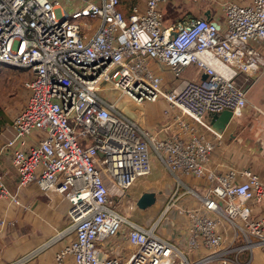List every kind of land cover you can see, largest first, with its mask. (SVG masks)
I'll return each mask as SVG.
<instances>
[{"label":"built area","instance_id":"built-area-1","mask_svg":"<svg viewBox=\"0 0 264 264\" xmlns=\"http://www.w3.org/2000/svg\"><path fill=\"white\" fill-rule=\"evenodd\" d=\"M168 1L143 0L126 15L120 0H0V67L31 73L12 136L0 131V151L17 172L11 189L0 171V201L33 210L20 196L31 184L68 201L57 238H72L56 251L59 264L69 256L73 264H205L264 252V214L254 215V205L264 203V179L249 167L211 165L223 137L211 112L240 117L264 70V0L218 2L220 16L166 25ZM82 16L93 21L80 22ZM192 64L198 77L180 79ZM113 89L136 104L162 99L168 121L143 127L106 97ZM152 153L177 182L157 217L143 223L121 203L152 172ZM189 178L202 180L203 191ZM183 194L198 200L179 208L189 222L188 250L206 252L193 262L157 233ZM7 215H0V236L16 223ZM125 224L132 249L125 258L106 254L102 242ZM239 237L246 242L237 245ZM52 241L5 264H25Z\"/></svg>","mask_w":264,"mask_h":264},{"label":"crops","instance_id":"crops-1","mask_svg":"<svg viewBox=\"0 0 264 264\" xmlns=\"http://www.w3.org/2000/svg\"><path fill=\"white\" fill-rule=\"evenodd\" d=\"M192 1L195 2L197 0ZM216 1L218 3L226 0ZM211 5L212 3L210 1V6ZM207 9L209 8L205 7L200 9L199 15L205 14ZM210 12L212 13L211 10ZM215 14L220 16V9H217ZM263 72L264 70L253 83L260 78ZM253 83L248 90L251 89ZM247 100L253 107H259L251 98L247 97ZM128 101L131 100L128 99ZM156 104H159L160 109H164L165 107V103L162 100L156 101ZM141 105L142 104H140V106ZM262 112H264V110ZM232 121L223 133V137L225 136V143H220V146L217 147L213 154L211 165L219 171L225 170L228 166L249 167L264 179V120L260 121L259 125L248 128L251 132L246 137L243 136L242 139L240 136L241 133L238 134L239 130L232 132V128H230ZM4 126H8L3 132V138L6 139L12 136L13 131L10 124H4ZM245 128L247 127H244L242 131H244ZM1 144L2 142L0 141V147ZM10 165L14 168L15 180H17L16 169L10 161L8 154L0 151V171L5 172L6 170L8 172L10 170ZM192 181L199 191H203L204 184L202 180L192 179ZM20 196L23 201L29 203L33 207V210L22 211L21 209H16L18 210L15 215L16 223L8 226L4 235L0 237V264L11 262L20 256L28 254L42 242L51 238L53 239L52 243L46 248L41 249L36 256L25 264H59L55 260V253L60 247L67 243L68 240H60L57 238V235L58 232L67 225L66 213L69 206L68 201L58 194H44L40 192L36 184H31L22 189ZM164 201H166L165 196L162 197L158 203L155 202L153 205L144 209L149 215L155 213L153 217L151 216V219L161 211ZM197 204L198 200L195 196L183 194L176 206L168 211L162 219L157 229V233L160 236L175 243L192 262L201 258L206 252L188 250L189 222L187 216L181 213L179 208L182 205L196 206ZM3 207L4 202L0 201V211ZM6 207L8 208V206ZM4 213L8 214V211H4ZM263 214L264 203L254 205V215L261 216ZM226 244H229V242H226ZM101 245L106 254L122 258H125L132 249L126 237V231L106 239ZM63 264H73L72 257L69 256ZM205 264H264V252L260 248H254L252 251L244 250L238 254V258H230L227 262L216 260Z\"/></svg>","mask_w":264,"mask_h":264},{"label":"rangeland","instance_id":"rangeland-1","mask_svg":"<svg viewBox=\"0 0 264 264\" xmlns=\"http://www.w3.org/2000/svg\"><path fill=\"white\" fill-rule=\"evenodd\" d=\"M210 1L212 3L211 6ZM121 2L122 3L120 8L127 15L130 4L140 3L142 2V0H121ZM64 3L67 2L63 1L62 4ZM205 7H208L213 14L216 13L217 9H220L219 3H217L216 0H197L195 2L192 0H170L165 5L164 22L166 25H170L171 23L188 19L191 16H197L199 15V10ZM79 19L80 22L83 20L93 21L91 18L85 16H82ZM199 73V68L195 64H192L182 72L180 79L198 77ZM30 76V71L23 67H16L12 65H2L0 67L1 123H4L6 125L11 124L13 116L25 103L28 96V91L24 86V82ZM104 93L106 97L111 101L118 99L117 102L119 101V107L131 116L135 117L145 128L155 129L162 126L163 123L168 121V118L163 112L164 109H160L159 104H156V101L145 102L140 106V104L128 101L127 96H121L119 90L113 89L104 91ZM247 97L255 101L260 108L258 107L257 109L253 107L247 100V103L243 108L242 115L238 118L233 119L234 121H232L230 128H232V132L239 130L238 134L241 133V139L243 138V136L246 137L251 132V130L248 128L259 125L260 121L264 120V112H262L264 110V72L262 73L260 78L255 83H253L251 89L248 90ZM159 100H157V102ZM8 126H3L4 128L0 127V131ZM244 127L247 128L242 131ZM224 140L225 136L222 137L221 143H223ZM153 156L154 153L151 154L153 172L150 175L138 178L135 181L133 187L129 190L128 195L123 198V201L121 203V209H123L125 214H127L130 218H135L143 223H149V221L153 219H151V216L153 217L155 213L149 215L144 209H140L137 206L136 198L140 194V192L146 190L155 191L158 195L156 201L158 203V201H160V199L164 196L166 200L168 199L171 192L176 187L177 182L175 176L170 171H168V169L160 162L159 159H153ZM8 157L10 158V155H8ZM3 174L5 176V181L7 180L9 187L11 189H15L17 183L15 180L14 168L10 165V170L8 172L5 170ZM189 181H191V185H194L192 178H189ZM182 189L183 188L179 189V193L182 192ZM165 203L166 201L163 202V206L165 205ZM16 209L18 208L12 206L7 208L6 204L4 203V207L3 209H1L0 215H2L4 211H8L7 216L9 218H15V215L18 211ZM157 215L154 216V218L157 217ZM127 228L128 225L125 224L120 232L126 231ZM71 238L72 236H69V238H66V240H70ZM244 242H246V240H244L242 237H239L237 245L243 244Z\"/></svg>","mask_w":264,"mask_h":264},{"label":"water","instance_id":"water-1","mask_svg":"<svg viewBox=\"0 0 264 264\" xmlns=\"http://www.w3.org/2000/svg\"><path fill=\"white\" fill-rule=\"evenodd\" d=\"M205 15L210 17V10L205 11ZM206 74L202 75V79L206 78ZM233 113L230 109H224L223 111L211 112V124L213 128L219 133H224L227 126L232 121ZM157 200V194L155 191L146 190L142 191L136 198V204L139 208L146 209L149 206L153 205Z\"/></svg>","mask_w":264,"mask_h":264},{"label":"trees","instance_id":"trees-1","mask_svg":"<svg viewBox=\"0 0 264 264\" xmlns=\"http://www.w3.org/2000/svg\"><path fill=\"white\" fill-rule=\"evenodd\" d=\"M120 2H121V0H120ZM122 3V2H121ZM134 4H136V3H133V4H130V7L132 6V5H134ZM130 7L128 8L129 10H130ZM129 12V11H128ZM2 126H4V123H1L0 122V127H2Z\"/></svg>","mask_w":264,"mask_h":264},{"label":"bare ground","instance_id":"bare-ground-1","mask_svg":"<svg viewBox=\"0 0 264 264\" xmlns=\"http://www.w3.org/2000/svg\"><path fill=\"white\" fill-rule=\"evenodd\" d=\"M117 103L119 104V101H118ZM152 172H153V170H152ZM152 172H151V173H152ZM151 173H150V174H151ZM150 174H149V175H150ZM146 176H147V175H146ZM142 177H143V176H142ZM177 264H178V263H177Z\"/></svg>","mask_w":264,"mask_h":264}]
</instances>
